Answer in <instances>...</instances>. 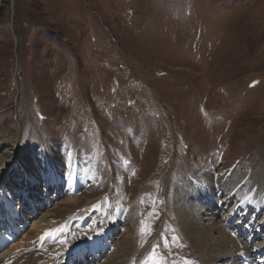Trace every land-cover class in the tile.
<instances>
[{"label":"rangeland","instance_id":"rangeland-1","mask_svg":"<svg viewBox=\"0 0 264 264\" xmlns=\"http://www.w3.org/2000/svg\"><path fill=\"white\" fill-rule=\"evenodd\" d=\"M17 122L14 152L34 160L49 145L66 168L94 162L99 180L89 175L73 192L77 204L64 207L61 196L43 208L47 224L37 235L30 225L40 216H30L0 262L23 255L16 264H57L75 234L87 240L113 227L112 250L89 264H207L177 200L198 168L214 187L234 169L246 172L242 193L257 199L241 201H264V0H0V130ZM5 190L13 213L0 202L3 235L37 200L28 194L19 203L21 191L1 180ZM186 202L207 203L198 194ZM218 209L196 220L223 224L236 247L220 264H243L247 239ZM77 218L87 226L75 228Z\"/></svg>","mask_w":264,"mask_h":264},{"label":"bare ground","instance_id":"bare-ground-1","mask_svg":"<svg viewBox=\"0 0 264 264\" xmlns=\"http://www.w3.org/2000/svg\"><path fill=\"white\" fill-rule=\"evenodd\" d=\"M22 126V123L17 122L16 125H11L7 129L0 130V181L2 180L3 184L4 182H6V184L11 188L12 192L14 191V193H16L18 190L21 191L19 193L22 194V198L19 197V201H21L20 199H23L24 196H27L28 194H32L30 196H33L34 194L37 200H34L33 204L30 203L31 205H33V208L30 211V215L22 217V222L20 221L19 223L26 222L27 219L32 215H35L36 218L37 216H40L36 220H34V217L32 216L33 219L31 220L30 225V227L32 228L31 230L34 232V235H37V232H41V230L46 226L45 224H47L45 223L46 219H43V217H45V214L41 215L43 208L51 206L50 204L56 202V199H59L61 196H65V198L60 202L64 207L77 204L81 199L73 196V192L75 191L76 187L81 186V184L85 185L87 183L89 175L90 178H93L97 177V175L99 174L93 173H97L95 163L92 161L88 162L87 160L83 162L74 161L69 168H66L63 164L64 162L62 154L57 149L49 145L43 146V153L41 157L35 156L34 160L25 159L21 155L14 152L13 147H11V144L17 141L20 137L19 135L21 133ZM64 169H66V172H69V179L64 178ZM198 170V168H194L190 173L186 175V177H184L182 184L183 189L182 191H180V195L178 194L180 196V199H178L177 201H179L183 205L181 216L184 220L189 221L184 224V229L188 233V236H190L191 238L198 237V240L202 247V251L208 258L207 264H220L222 261L229 259L230 256H234V254L236 255L237 252L236 247L232 245V240L231 242L228 243L227 241L226 243L227 238H229L227 236L229 235L221 234L224 233L223 230L225 231L222 226L223 224L216 226L215 223L212 222L210 226L205 227L203 225H199L200 223L196 220L197 217H200L203 212H208L206 213V215L209 214V216H206L208 217L207 220H212L215 210H219L218 206H220L222 210H224L221 216L223 217V221H225V225L235 228V233L237 232V230H239V235H243V233L245 232V234H247L249 238H251L249 239V242L252 249L259 251V246H261V243L256 242V240L253 239V235L251 237L250 232L252 230H255V232H257L258 225L264 222V201H262L261 198L258 201L255 200L256 203L252 201L250 202V200L248 199L245 200V202L241 201V199L244 197L243 194H245V196L252 197L253 199H257V197L254 196L253 190H250L249 188L246 190V192L248 191L247 194L242 193L243 185L245 183V180H247L248 174L246 172L234 171V169L232 173L230 172L221 178H217V184H215L214 187L212 183L208 184V182H210L209 179L204 175L201 176ZM207 171L213 172V168L207 167L204 171V174ZM93 180L96 182L99 180V178L97 177ZM250 184H252V189L257 185L253 181L250 182ZM222 192H225V195H227L226 198L222 196ZM3 193L1 194V197L3 199H9L7 197H4V195L8 196V194L5 192ZM20 194L18 196H21ZM196 194H198L199 197L202 196L203 199L206 198V205L203 202H200L199 206L196 207L190 202H186L188 201V198H193ZM30 196H28V198ZM237 198L238 200H236ZM231 201L233 202L231 203ZM250 203L251 205L254 204V206H251V208L254 209L253 212H257L255 217H253L252 214L249 215V213L247 212L249 209H251L249 208ZM11 204L12 203L10 202H5V205ZM240 211H242V213ZM48 217L50 218V215H48L46 218ZM76 227L79 226L76 225ZM251 227L255 229H252L248 233L247 230L251 229ZM216 232H220V235H216ZM28 233H30V231ZM227 234H229L228 231ZM24 237L26 238L27 235H24L22 238ZM249 242L247 240L243 243L249 244ZM22 244L17 243L13 245V247H17V245L19 246ZM84 245L87 246V243H84ZM12 248L10 247V249ZM52 250L53 246L48 245L46 246L42 254H45L46 257L51 256L50 254ZM247 253L248 256H250V251H248ZM29 254L30 259L34 257V253ZM98 254H100V251ZM14 255L16 254H10L8 255V258H11V256L13 257ZM77 255L80 256L79 254ZM80 257L83 258V256ZM22 258L23 255H19L12 261L6 260L5 263L0 262V264H16L15 260H19ZM73 264L83 263L75 262ZM104 264L112 263L109 262L108 259V262Z\"/></svg>","mask_w":264,"mask_h":264}]
</instances>
